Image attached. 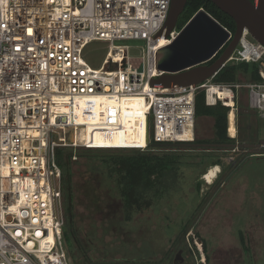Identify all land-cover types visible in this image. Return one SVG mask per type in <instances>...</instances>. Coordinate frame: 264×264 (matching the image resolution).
<instances>
[{"label":"built area","instance_id":"1","mask_svg":"<svg viewBox=\"0 0 264 264\" xmlns=\"http://www.w3.org/2000/svg\"><path fill=\"white\" fill-rule=\"evenodd\" d=\"M170 5L171 0H0V264H72L63 243L57 148L70 149L71 161L79 148L177 150V143L195 139L199 90L206 104L228 107L231 138L241 90L264 120V45L246 29L221 68L256 63L257 80L214 83L220 68L196 84H150L165 73L157 66L158 42L170 43L182 28L158 35ZM125 40L142 41L141 53L130 56L129 46L119 43ZM92 41L108 42L98 68L83 58ZM213 87L227 90L228 98ZM230 110L235 136L228 134ZM131 130L138 138L131 139ZM96 131L116 146H94L100 140Z\"/></svg>","mask_w":264,"mask_h":264},{"label":"rangeland","instance_id":"2","mask_svg":"<svg viewBox=\"0 0 264 264\" xmlns=\"http://www.w3.org/2000/svg\"><path fill=\"white\" fill-rule=\"evenodd\" d=\"M119 43L129 46L130 56L141 53L142 41ZM107 49L108 42L92 41L85 46L83 58L90 67L98 68ZM240 80L249 78L243 75ZM243 98V109H238L248 112L252 120L246 123L237 114L236 137H249L247 128L250 127L253 134L250 137L257 142L264 138V120L245 104ZM194 129L197 140L210 143L215 138L210 116L195 117ZM254 133L258 137L255 138ZM97 136L100 137L96 141L99 145L94 146H107L101 144L112 142L111 137L107 141L98 131L95 138ZM153 153L167 154L165 157L174 161L160 175L151 176L152 183L139 192L141 207L129 211L122 198L123 188L118 176L110 171L113 160L100 157L89 162L77 155L71 162L72 228L78 230L77 245L71 238L66 219L63 226V243L71 263L142 264L143 257L150 252L155 255L170 253L179 241L188 240L192 244L193 240L197 246V240L202 239L203 251L206 248L212 250L216 258L223 255L219 250L228 257L237 246V249L244 247V259L239 260L240 264L249 257V251L251 260L255 257L258 260L252 264H264V150L254 148L242 152L240 148L186 146ZM247 236L252 239L251 245L247 243ZM80 249H84L83 257ZM246 263L251 264L247 259Z\"/></svg>","mask_w":264,"mask_h":264},{"label":"water","instance_id":"3","mask_svg":"<svg viewBox=\"0 0 264 264\" xmlns=\"http://www.w3.org/2000/svg\"><path fill=\"white\" fill-rule=\"evenodd\" d=\"M235 22L229 32L206 10L198 9L182 26L177 36L160 47L156 54L157 66L165 71L150 81L152 85L175 87L202 82L217 72L237 45L244 29L264 45V0H211ZM186 0H171L170 9L158 35L167 36L175 27ZM221 54L211 61L221 50ZM200 147L264 148V138L247 143H179ZM174 146L176 144H168Z\"/></svg>","mask_w":264,"mask_h":264},{"label":"trees","instance_id":"4","mask_svg":"<svg viewBox=\"0 0 264 264\" xmlns=\"http://www.w3.org/2000/svg\"><path fill=\"white\" fill-rule=\"evenodd\" d=\"M202 7L206 10L214 19H216L221 25L228 28L231 32L235 30L234 20L228 16L226 13L222 12L211 0H186L185 7L182 16L178 21V28L182 27L188 19ZM178 17V18H179ZM209 62L211 63L215 58L219 56V53ZM247 76L249 80H257V64L256 63H246L240 62L237 64H228L221 68L216 75L213 77L212 81L214 83H234L240 80V76ZM242 97V98H240ZM240 97L238 98V108L243 109L245 90H241ZM245 104L247 105L246 97ZM227 111L228 107L217 102L214 105H208L205 103V95L203 90H199L195 95V117L210 116L213 118V128H214V140L210 143H235L247 142L253 143L255 139L250 137L252 132L250 127L247 128V133L249 137L245 138H231L227 135ZM238 115H241L242 119L247 123L251 122V115L248 112H243L238 109ZM234 111L230 110L228 112V134L230 136H235V120ZM240 129H238L239 132ZM254 137H258L257 133H254ZM194 139L193 142H184L198 144L203 143ZM197 146V145H193ZM186 147L177 143L176 149H181ZM198 148V147H196ZM226 148V147H225ZM228 148V147H227ZM254 149V148H253ZM258 149V148H256ZM110 150L117 149H90V148H79L77 150V155L79 157H84L87 161H92L97 158H109L111 161V172L118 176V181L121 184L123 190L121 191L122 198L128 211L131 208H140L138 196L140 195L141 188L151 184L152 175H160L166 170L170 162L174 161L172 159H167L165 155L167 154H156L151 152H112ZM121 151L126 149H120ZM167 152V151H164ZM243 152V151H242ZM71 150L67 151L65 148L56 149V162L61 168V193H62V206L64 212V219L67 213H71L73 210L74 194H73V170L71 169ZM118 160V161H117ZM67 225V224H66ZM69 254V252H68Z\"/></svg>","mask_w":264,"mask_h":264},{"label":"flooded vegetation","instance_id":"5","mask_svg":"<svg viewBox=\"0 0 264 264\" xmlns=\"http://www.w3.org/2000/svg\"><path fill=\"white\" fill-rule=\"evenodd\" d=\"M238 142L239 141H237V143ZM240 149L243 152H247L249 149H253V148L240 147ZM259 150H264V148H258V151ZM65 219L67 226L70 228L71 238L75 239V243L77 245L76 235L78 230L77 229L73 230L72 228L73 219H74L73 210L71 213H67L65 215ZM191 241L192 244L188 240L186 242L185 241L177 242L175 247L170 251V253L164 252L163 254L158 253L157 255H155L154 253L150 252L148 256L143 257L142 264H240L239 260L241 261V258L244 257V256L242 257V253H244V247H240L241 249H237L238 247L235 246V249L228 257L224 255L225 252L219 250V253L223 255H220L216 258L215 252H212V250L206 248V251H203L204 242L202 239L197 240V242L200 243V244L198 243L197 246L193 240ZM247 243H250V245L252 243V239L249 236H247ZM247 243L245 242V245H247ZM249 252H250L249 257H245L244 260L245 262L243 263L248 264L246 263V259L251 264L256 263L258 261L257 257H255L256 259L253 258L254 261H252L251 251ZM79 253L83 257L85 255L84 249L83 250L80 249Z\"/></svg>","mask_w":264,"mask_h":264},{"label":"bare ground","instance_id":"6","mask_svg":"<svg viewBox=\"0 0 264 264\" xmlns=\"http://www.w3.org/2000/svg\"><path fill=\"white\" fill-rule=\"evenodd\" d=\"M158 44H159V46H163L164 44H166V41H165L164 39H161V40L158 42ZM212 89L214 90V89H216V88L213 87ZM216 91H218L219 94H220L223 98H228L229 92H228L227 90H217V89H216ZM120 104L122 105V107H124V106H125V101L121 102ZM87 131L90 132V131H91V128H87ZM129 134H130V135H133V136L131 137V139H136V138H138V136H139L137 132H134V131H132V130L130 131ZM83 135H85V134H83ZM94 145H99V144H94ZM101 145L111 146V145H114V144H111V143L109 144V143H107V144H101Z\"/></svg>","mask_w":264,"mask_h":264},{"label":"snow or ice","instance_id":"7","mask_svg":"<svg viewBox=\"0 0 264 264\" xmlns=\"http://www.w3.org/2000/svg\"><path fill=\"white\" fill-rule=\"evenodd\" d=\"M29 32H31V29H29Z\"/></svg>","mask_w":264,"mask_h":264},{"label":"crops","instance_id":"8","mask_svg":"<svg viewBox=\"0 0 264 264\" xmlns=\"http://www.w3.org/2000/svg\"><path fill=\"white\" fill-rule=\"evenodd\" d=\"M203 143H205V142H203Z\"/></svg>","mask_w":264,"mask_h":264}]
</instances>
